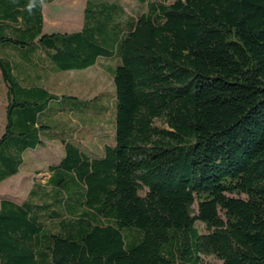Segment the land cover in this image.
<instances>
[{"label": "trees", "instance_id": "obj_1", "mask_svg": "<svg viewBox=\"0 0 264 264\" xmlns=\"http://www.w3.org/2000/svg\"><path fill=\"white\" fill-rule=\"evenodd\" d=\"M43 1L0 0V182L44 138L64 151L0 200V264H264V0H87L55 33ZM12 51L37 72L110 59V123L75 127L102 93L55 98Z\"/></svg>", "mask_w": 264, "mask_h": 264}, {"label": "rangeland", "instance_id": "obj_2", "mask_svg": "<svg viewBox=\"0 0 264 264\" xmlns=\"http://www.w3.org/2000/svg\"><path fill=\"white\" fill-rule=\"evenodd\" d=\"M51 6L52 4L47 3L45 5V12ZM82 8L83 6L81 3V6L77 9V11L81 13ZM103 71L104 69L101 66L96 65L91 66L85 71L71 70L58 75L59 77L57 80L59 81L60 79L61 84L59 83L57 90L71 93L76 91L74 95L78 96L80 99L85 100L86 97L92 95L93 92L102 90V94L99 93V97L95 99L94 102H89L87 105H85L86 113L89 112L91 116H93V121L88 120V118L84 119V116L81 114V112L77 111L72 116V118H76L78 121L75 124V127L76 125L83 126L84 124L86 126L91 123L94 126H91L89 129H95L97 128V125L102 126L103 124L110 123L111 112L115 110L116 105V101L113 98L114 84L111 74L109 72L107 73ZM99 73L103 74H101L97 79L96 77L99 75ZM5 90L6 87L2 78H0V128L5 123ZM74 101H76V99H71V102ZM87 142L91 143L93 141L87 140ZM92 153L99 152L94 151ZM62 154V147L57 143L48 144L46 147L41 148L40 150L29 152L26 155V164L22 168L20 174L14 177L12 176L0 184V195L7 194L10 197L18 200L24 199L31 189L33 181L41 180L44 176H46L49 164L58 161Z\"/></svg>", "mask_w": 264, "mask_h": 264}, {"label": "crops", "instance_id": "obj_3", "mask_svg": "<svg viewBox=\"0 0 264 264\" xmlns=\"http://www.w3.org/2000/svg\"><path fill=\"white\" fill-rule=\"evenodd\" d=\"M86 2L87 0H52V1H43L42 2V13H43V32L44 33H55V32H74V31H79L83 24H84V11H85V7H86ZM49 3L52 4V6L50 8L47 9V11L45 12V5ZM82 3V10L81 13H79L77 11V9L81 6ZM41 51L39 50L37 52V55L40 53ZM7 54H11L14 55L13 51L12 53H7ZM42 54H39L38 58L41 57ZM15 57V55H14ZM40 63V59H37V62L34 61L35 65H30L28 60L24 59L21 57V55H18L15 57L14 60V64H16V72L20 71V78L22 79H31V76H34L37 78V80L40 82V84L44 85L45 87H47L49 89L50 92H52L55 95V98H61L62 95L65 94H70L72 96H75V92H66V91H58L57 90V86L59 85V83L61 84V80L59 79V81L57 80V78L59 77L58 75L64 72H69V71H50V70H46L49 69V67L51 66L50 64H48V68H45L44 65H42L40 68V71H36L35 69H37V64ZM101 66L105 72H109L111 74V66H112V62L109 60H106L104 58H100L97 63L93 66ZM91 67V66H90ZM88 68L79 70V71H85ZM35 68V69H34ZM103 71V72H104ZM103 74V73H99V75H97V79L98 77ZM105 75V73H104ZM112 76V75H111ZM0 78H2L3 80V76L1 73V69H0ZM96 79V80H97ZM3 83L5 85V82L3 80ZM6 87V86H5ZM102 90H98L93 92L92 95L88 96V98L91 97H95L97 96L99 93H101ZM5 94V98H7V90H5L4 92ZM65 98V97H64ZM73 98V97H71ZM66 119V118H65ZM4 125L1 126L0 128V134L3 130ZM54 127V125H51V128ZM46 133H49L48 131H46ZM51 134H53L52 132H50ZM49 133V135H51ZM59 144L62 147V150L64 151V144L62 142L61 139H57V138H52V137H48V138H44V141L42 143V145H40L39 147L33 149L32 151H37L40 150L41 148L46 147L48 144ZM31 152V151H29ZM28 152V153H29ZM63 155V154H62ZM61 155V156H62ZM60 156V157H61ZM59 157V158H60ZM57 162V161H56ZM55 162V163H56ZM26 164V157H25V161L24 164L22 165L20 171L13 175L16 176L18 174H20L22 168L24 167V165ZM54 163L49 164L52 165ZM48 166V168H49ZM50 176L49 174V170L46 174V176H44L41 180L39 181H46L48 179V177ZM12 177V176H11ZM9 177V178H11ZM9 178L5 179L2 182H5L6 180H8ZM0 182V184L2 183ZM4 197H10L7 194H2L0 195V200Z\"/></svg>", "mask_w": 264, "mask_h": 264}]
</instances>
